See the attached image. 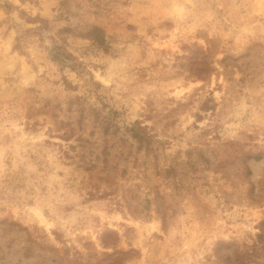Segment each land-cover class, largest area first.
<instances>
[{
  "label": "rangeland",
  "instance_id": "1",
  "mask_svg": "<svg viewBox=\"0 0 264 264\" xmlns=\"http://www.w3.org/2000/svg\"><path fill=\"white\" fill-rule=\"evenodd\" d=\"M0 264H264V0H0Z\"/></svg>",
  "mask_w": 264,
  "mask_h": 264
},
{
  "label": "trees",
  "instance_id": "2",
  "mask_svg": "<svg viewBox=\"0 0 264 264\" xmlns=\"http://www.w3.org/2000/svg\"><path fill=\"white\" fill-rule=\"evenodd\" d=\"M92 34H94V39L100 44L103 45L104 44V37H103V30L97 26H95L92 30ZM55 49H57L55 58L58 60H61L63 62H66L67 60L70 59V55L68 53H64L61 50L60 46H56Z\"/></svg>",
  "mask_w": 264,
  "mask_h": 264
}]
</instances>
